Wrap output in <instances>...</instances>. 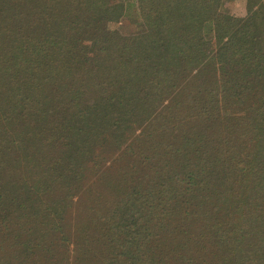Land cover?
I'll use <instances>...</instances> for the list:
<instances>
[{
  "label": "trees",
  "instance_id": "1",
  "mask_svg": "<svg viewBox=\"0 0 264 264\" xmlns=\"http://www.w3.org/2000/svg\"><path fill=\"white\" fill-rule=\"evenodd\" d=\"M0 264H264V0H0Z\"/></svg>",
  "mask_w": 264,
  "mask_h": 264
},
{
  "label": "rangeland",
  "instance_id": "2",
  "mask_svg": "<svg viewBox=\"0 0 264 264\" xmlns=\"http://www.w3.org/2000/svg\"><path fill=\"white\" fill-rule=\"evenodd\" d=\"M221 5L225 10H228L235 15L242 16L245 14V0H221ZM126 13H127L126 17L122 18L119 22L118 21L110 22L108 24L109 29L118 30L122 34H133L134 32H136V30L138 28L136 26V24L134 23V21L137 18V13H138L136 5L133 4V5L129 6L127 8ZM88 183H89V180L87 182V185H88ZM87 185L85 184V187L83 190H79V192L75 198L77 200V202L79 200L87 199V197H88V194L86 191ZM73 206L75 209L77 204L73 205ZM74 209H72V211L69 213L71 223L74 222V220H73Z\"/></svg>",
  "mask_w": 264,
  "mask_h": 264
}]
</instances>
